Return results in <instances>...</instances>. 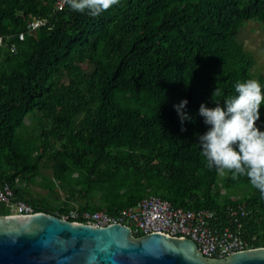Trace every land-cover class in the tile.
<instances>
[{
	"label": "trees",
	"instance_id": "1",
	"mask_svg": "<svg viewBox=\"0 0 264 264\" xmlns=\"http://www.w3.org/2000/svg\"><path fill=\"white\" fill-rule=\"evenodd\" d=\"M54 1L0 0V185L58 217L115 213L154 195L214 210L212 223L264 246L259 191L209 168L196 135L208 129L201 103L215 107L237 81L264 89L237 38L247 21L264 27V0H119L96 17L66 4L55 10ZM37 18L43 23L19 40ZM181 100L192 118L183 123L173 107ZM259 111L264 131V105ZM237 188L231 204L246 214L235 221L224 205ZM8 213L0 202V215Z\"/></svg>",
	"mask_w": 264,
	"mask_h": 264
},
{
	"label": "water",
	"instance_id": "2",
	"mask_svg": "<svg viewBox=\"0 0 264 264\" xmlns=\"http://www.w3.org/2000/svg\"><path fill=\"white\" fill-rule=\"evenodd\" d=\"M0 264H264V246L204 256L187 237L103 227L46 212L0 215Z\"/></svg>",
	"mask_w": 264,
	"mask_h": 264
},
{
	"label": "clouds",
	"instance_id": "3",
	"mask_svg": "<svg viewBox=\"0 0 264 264\" xmlns=\"http://www.w3.org/2000/svg\"><path fill=\"white\" fill-rule=\"evenodd\" d=\"M64 3L74 12L96 17L119 0H64ZM221 95V89L215 87L212 96ZM213 103L215 107L201 103L198 109V115L208 126L203 134H196L201 155L221 177L229 174L233 180L246 177L264 200V131L256 126L264 105V89L257 79L237 81L233 95ZM186 105L187 100L173 105L181 123L192 119L183 111Z\"/></svg>",
	"mask_w": 264,
	"mask_h": 264
},
{
	"label": "built area",
	"instance_id": "4",
	"mask_svg": "<svg viewBox=\"0 0 264 264\" xmlns=\"http://www.w3.org/2000/svg\"><path fill=\"white\" fill-rule=\"evenodd\" d=\"M65 6L64 0H55L54 9L61 10ZM43 23L42 19L31 20L25 31L18 34V39L23 40L26 33H30ZM4 44L0 36V46ZM14 50V47H12ZM234 199L227 200V216L238 221L236 215H244L246 211L242 205H232ZM0 202L4 203L8 214L24 215L36 211L33 206L25 201L13 200V190L8 184L0 185ZM216 212L214 210H190L172 205L167 200L154 195L140 199L132 206L108 213L101 210L70 209L60 217L63 219L91 224L98 227L120 223L130 227L133 236L140 237L152 232H159L170 236L187 237L192 239L198 250L206 257L222 258L236 251L252 248L245 239L241 238L229 226L221 223H212Z\"/></svg>",
	"mask_w": 264,
	"mask_h": 264
},
{
	"label": "rangeland",
	"instance_id": "5",
	"mask_svg": "<svg viewBox=\"0 0 264 264\" xmlns=\"http://www.w3.org/2000/svg\"><path fill=\"white\" fill-rule=\"evenodd\" d=\"M237 38L243 43L245 49L251 52L253 58L255 60L253 71L254 73H263L264 74V27L257 21L250 20L244 23V25L240 28L237 33ZM27 123L35 124L36 120L33 118H28ZM42 174L49 175L51 177V170L48 168L41 169ZM21 184V181H20ZM219 186L222 191H225L224 185L219 183ZM241 188V187H239ZM237 188L228 198H235L236 195H240L242 193V189ZM35 191H38V187H33ZM42 191V190H40Z\"/></svg>",
	"mask_w": 264,
	"mask_h": 264
}]
</instances>
